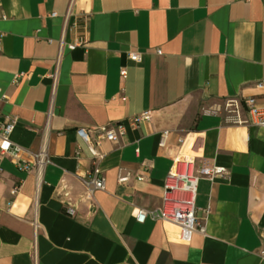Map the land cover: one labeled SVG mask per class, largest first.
<instances>
[{
    "label": "crops",
    "instance_id": "crops-1",
    "mask_svg": "<svg viewBox=\"0 0 264 264\" xmlns=\"http://www.w3.org/2000/svg\"><path fill=\"white\" fill-rule=\"evenodd\" d=\"M84 26L86 46L58 56L61 34L70 43ZM262 79L264 0H0V120L16 117L20 148L0 155V264H264V127L247 112L226 120L229 99L264 104ZM143 110L150 121L129 126ZM110 122L125 133L100 141L105 188L87 200L91 156L76 131ZM42 149L46 164L17 167ZM183 158L226 169L198 180L205 232L188 241L175 224L135 219L159 207Z\"/></svg>",
    "mask_w": 264,
    "mask_h": 264
},
{
    "label": "built area",
    "instance_id": "built-area-1",
    "mask_svg": "<svg viewBox=\"0 0 264 264\" xmlns=\"http://www.w3.org/2000/svg\"><path fill=\"white\" fill-rule=\"evenodd\" d=\"M70 11L68 10L63 15V30L66 29L67 20ZM50 16H56V12H51ZM51 38L47 42H52ZM58 56L62 49L66 47L72 50L76 47H85L87 44V30L83 27L81 33H78L75 39L70 43H65L63 35L56 40ZM160 54V50H156ZM128 58L134 62H139L141 56L139 52L131 51L128 53ZM57 64V62H56ZM120 75L122 78L126 76V70L121 69ZM53 82L56 79V73L50 74ZM255 87L264 92V79L255 83ZM229 106L226 120L231 123H247L246 119L241 116L247 112L250 117V122L258 127H264V104L257 102L253 96H247L240 100L229 99ZM151 119V111L143 110L129 116L127 119L128 125L132 128H137L141 123L148 122ZM16 123V117L5 115L0 120V155L16 156L19 152V146L14 144L10 139L11 133ZM77 134L85 142L91 156V168L89 176L85 180L84 197L87 200H92L95 190H103L105 188V175L99 167V162L103 159L105 153L100 148L101 140L115 141L125 133V127L121 122H110L90 128L79 127ZM171 131L162 130L159 133L158 146L164 147L171 135ZM178 142L182 145L184 139L178 138ZM78 154V152H76ZM48 158L44 149L35 155L33 162H16L19 169L30 172L34 166H43L48 162ZM226 172L225 167L218 165L201 164L195 166L190 159H177L174 161L169 173L167 174L164 184L161 203L159 207L154 209H137L135 211V219L142 222L146 217L153 220H163L175 224L180 231L181 239L188 241L194 231L205 232V225L201 223L195 215V197L197 183L200 178H213L222 175ZM129 178V173L118 174V181L124 182ZM138 180H142L141 175L137 176ZM69 214H73V210L67 209Z\"/></svg>",
    "mask_w": 264,
    "mask_h": 264
}]
</instances>
